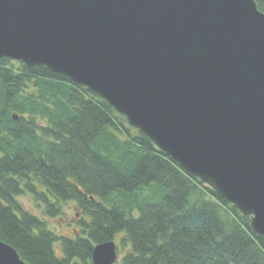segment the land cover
I'll return each mask as SVG.
<instances>
[{"label": "water", "instance_id": "1", "mask_svg": "<svg viewBox=\"0 0 264 264\" xmlns=\"http://www.w3.org/2000/svg\"><path fill=\"white\" fill-rule=\"evenodd\" d=\"M105 100L264 238V13L256 0H0V59ZM114 241L93 264H116ZM0 264H27L0 240Z\"/></svg>", "mask_w": 264, "mask_h": 264}, {"label": "trees", "instance_id": "2", "mask_svg": "<svg viewBox=\"0 0 264 264\" xmlns=\"http://www.w3.org/2000/svg\"><path fill=\"white\" fill-rule=\"evenodd\" d=\"M264 13V0H256ZM28 196L42 216L20 198ZM75 204L74 237L50 221ZM0 240L27 264H264L251 217L186 173L105 100L46 67L0 59ZM117 244V243H116Z\"/></svg>", "mask_w": 264, "mask_h": 264}, {"label": "rangeland", "instance_id": "3", "mask_svg": "<svg viewBox=\"0 0 264 264\" xmlns=\"http://www.w3.org/2000/svg\"><path fill=\"white\" fill-rule=\"evenodd\" d=\"M20 200L26 208L42 216L40 210L35 207L30 197L24 196ZM79 218H81V214L78 212L76 205L71 203L65 207V214L61 218L51 220L49 223L52 229L60 236L74 237L77 233V221ZM116 243L117 245L119 244L118 241ZM122 257L123 254L119 253V260Z\"/></svg>", "mask_w": 264, "mask_h": 264}, {"label": "bare ground", "instance_id": "4", "mask_svg": "<svg viewBox=\"0 0 264 264\" xmlns=\"http://www.w3.org/2000/svg\"><path fill=\"white\" fill-rule=\"evenodd\" d=\"M115 242V241H114ZM116 243V242H115ZM117 245V244H116Z\"/></svg>", "mask_w": 264, "mask_h": 264}]
</instances>
